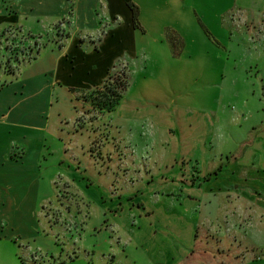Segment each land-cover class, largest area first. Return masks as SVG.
Returning a JSON list of instances; mask_svg holds the SVG:
<instances>
[{"label": "crops", "instance_id": "crops-1", "mask_svg": "<svg viewBox=\"0 0 264 264\" xmlns=\"http://www.w3.org/2000/svg\"><path fill=\"white\" fill-rule=\"evenodd\" d=\"M254 2L244 11L264 37V0ZM209 5L215 7L214 2ZM179 14L187 16L183 9ZM60 20L66 37L62 46L49 41L15 73L0 67V264H108L118 254L130 263L119 257L117 264H139L141 253L164 258L160 264H192L203 224L207 234L218 225L233 234L243 232L244 237L252 217L264 221V161L256 155L254 181L246 185V176L238 178L240 192L236 186L231 192L222 189L221 199L217 191L184 189L180 161L190 157V147L182 148L175 108L164 102L150 109L146 102L123 98L116 109L122 126L103 130L101 138L89 130L94 136L86 146L74 142L83 135L79 129L70 132L61 127L62 120L52 124L54 103L69 99L77 114L74 101L88 106L71 89L101 86L122 60L128 62L130 78L132 73L135 78L137 65L136 30L123 0H0L1 39L12 29L25 38L31 35L46 42ZM145 62L141 59L139 70L147 67ZM61 116L58 109L57 117ZM196 151L206 161V147ZM244 165L250 166L236 163ZM53 174L69 185L70 192L64 187L63 194L91 200L100 216V225L94 229L113 235L109 239L104 235L84 250L91 251L90 261L52 263L37 256L44 233L32 217L43 209L42 187L52 182ZM27 215L28 224L24 222ZM209 247L204 245L202 250Z\"/></svg>", "mask_w": 264, "mask_h": 264}, {"label": "rangeland", "instance_id": "rangeland-1", "mask_svg": "<svg viewBox=\"0 0 264 264\" xmlns=\"http://www.w3.org/2000/svg\"><path fill=\"white\" fill-rule=\"evenodd\" d=\"M137 1L141 7L138 6L140 28L135 29V78L133 73L130 78L126 60L119 61L114 69L128 75L129 84L122 99L146 102L150 109L163 102L175 108L174 122L182 148L185 151L190 147V157L180 161V179L185 190L201 187L207 193L217 191L221 199L225 195H220L222 189L231 192L238 187L240 192L238 178L246 176V185L254 181L257 164L253 155L264 161V37L258 32L259 25L251 23V17L244 11L245 6L252 8L255 0H186L179 5L180 0ZM179 6H184L181 9L187 16L179 14ZM63 22L60 20L52 27L55 34L46 42L41 37L27 40L26 35L9 29L7 36L0 38L2 70L15 73L23 61L35 57L49 41L62 46L66 39ZM105 27L106 24L102 33ZM141 59L147 66L143 71L139 70ZM74 103L78 114L68 99L54 103L51 118L52 124L62 120L61 127L70 132L78 129L83 132L79 141L74 142L86 146L95 134L101 138L103 130L122 126L117 108L107 111L89 102L84 107ZM58 109L62 111V119L57 117ZM89 130L95 131L94 135ZM61 135L67 138L65 132ZM203 146L207 149L206 161L198 158V151L194 152ZM236 163L252 164L239 167ZM261 177L264 180V174ZM52 178L51 183L42 187L43 209L40 207L32 217L44 233L41 238L44 244L36 250L37 256L52 263L70 259L90 261L91 251L84 250L99 243L104 235L107 239L113 235L94 229L100 225V216L90 199L63 194L64 187V191L70 192L69 185L56 174ZM247 192L254 194L251 189ZM252 221L245 226L244 237L243 232L241 235L238 231L226 232L217 223L208 235L203 224L192 264H264V221L260 223L259 217H252ZM24 222L30 223L28 215ZM222 233L227 235L221 236ZM204 245L210 246L209 253L202 250ZM137 256L139 264H160L164 260L145 253ZM119 257L130 263L119 254L107 263L117 264Z\"/></svg>", "mask_w": 264, "mask_h": 264}, {"label": "trees", "instance_id": "trees-1", "mask_svg": "<svg viewBox=\"0 0 264 264\" xmlns=\"http://www.w3.org/2000/svg\"><path fill=\"white\" fill-rule=\"evenodd\" d=\"M123 1L131 10L134 29L140 28V12L138 6L134 3L133 0ZM116 65H114L113 68L109 71L101 86L95 87L91 90H71L75 93H79L80 98L89 102L94 107H98L101 110L107 111L115 110L120 105L121 99L124 95V91L129 84L128 75H126L125 72L116 73L114 71Z\"/></svg>", "mask_w": 264, "mask_h": 264}, {"label": "built area", "instance_id": "built-area-1", "mask_svg": "<svg viewBox=\"0 0 264 264\" xmlns=\"http://www.w3.org/2000/svg\"><path fill=\"white\" fill-rule=\"evenodd\" d=\"M38 53V52H37Z\"/></svg>", "mask_w": 264, "mask_h": 264}]
</instances>
